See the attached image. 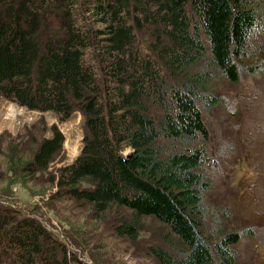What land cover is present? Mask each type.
I'll use <instances>...</instances> for the list:
<instances>
[{"label":"trees","instance_id":"1","mask_svg":"<svg viewBox=\"0 0 264 264\" xmlns=\"http://www.w3.org/2000/svg\"><path fill=\"white\" fill-rule=\"evenodd\" d=\"M263 30L264 0H0V100L61 123L82 115L79 155L50 175L55 199L96 218L129 211L114 229L133 244L143 218L159 221L145 252L157 264H237V246L256 235L207 207V116L226 103L220 81L264 68L252 41ZM50 131L28 156L7 154L9 187L50 172L66 141ZM77 261L38 217L0 205V264Z\"/></svg>","mask_w":264,"mask_h":264},{"label":"rangeland","instance_id":"2","mask_svg":"<svg viewBox=\"0 0 264 264\" xmlns=\"http://www.w3.org/2000/svg\"><path fill=\"white\" fill-rule=\"evenodd\" d=\"M252 41L253 55L260 57L264 53V30ZM136 47L145 53L147 40L139 35ZM259 61L253 58L247 64L256 65ZM263 69L255 76L242 72L237 85L220 81L218 89L225 95L226 103L207 116L210 141L204 173L211 182V190L205 197L207 207L212 218L223 216L227 229L246 232L252 228L256 235L244 236L237 246V264H264ZM54 124L64 133L66 141L50 172L38 175L28 184L9 187L7 154L19 146L28 156L34 148L32 139L40 141L51 136ZM83 137L84 119L79 112L61 123L54 113L29 111L1 99L0 205L38 217L77 256L75 264H157L145 252L155 243L156 233L165 231L159 221L143 218L144 230L139 241L133 244L118 237L114 229L119 219L129 216V211L114 208L96 218L91 206L81 207L73 201L54 198L50 175L74 161ZM225 210L227 215L223 214Z\"/></svg>","mask_w":264,"mask_h":264}]
</instances>
